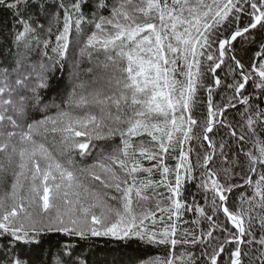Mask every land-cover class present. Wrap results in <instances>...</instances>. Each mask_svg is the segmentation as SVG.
I'll return each instance as SVG.
<instances>
[{"label":"snow or ice","instance_id":"obj_1","mask_svg":"<svg viewBox=\"0 0 264 264\" xmlns=\"http://www.w3.org/2000/svg\"><path fill=\"white\" fill-rule=\"evenodd\" d=\"M0 12L7 14L0 18V35L9 46L8 57L0 52V173L11 176V190L0 196L4 264H37L31 253L42 248L43 237L49 234L59 237L58 264H90L83 249L93 239L175 249L178 243H202L205 236L212 240L216 230L228 231L226 225L212 224L200 237L192 233L190 241L188 232L183 240L176 238L173 217L178 220L181 209L193 207L178 197L182 184L196 179L189 161L193 149L185 144L201 139L193 134L197 121L191 114L200 88L208 93L202 139L209 143L202 163L196 153L203 169L197 187L212 192L213 212L222 210L235 228L211 252L202 250L201 256L218 264L225 245L235 243L229 264H242L245 254L240 245L248 237L249 244H259L258 260L264 264V236L257 240L252 231L257 218L264 229V215L257 212L264 210V141L257 142L255 152L244 153L248 167L240 177L243 183L221 184L208 167L216 148L208 133L223 109L214 110L213 88L203 83L205 63L214 76L232 42L260 30L259 49L247 70L235 55L230 57L240 80L228 85L245 106L246 125L255 135V126L264 124V0H72L70 5L64 0H0ZM243 16L248 20L240 27ZM226 24L236 27L214 41L218 44L214 50L211 38ZM33 38L42 43L45 56L49 48L55 53L49 63H30L40 54L39 49L33 53L29 44ZM93 53L106 57L96 65L106 75L85 80L82 76L93 74L94 68L85 69L80 62L92 59ZM57 66L71 80L64 88L66 95L60 81H52ZM250 80L259 90L255 104L242 91ZM214 84H221L219 77L214 76ZM49 97H53L50 105ZM49 132L61 137L62 148L55 154L45 146ZM224 147L220 145L222 156ZM172 153H177L173 158L178 162L170 168L165 157ZM73 154L91 156L94 162L78 168ZM142 160L154 163L144 167ZM157 173L160 181L152 179ZM173 174L174 183L168 179ZM86 175L117 194L97 193L84 183ZM160 186L171 195L158 192ZM235 187L252 190L248 196L241 193L237 211L227 206L225 194ZM163 201L170 203L162 206ZM196 210L205 214L198 205ZM158 221L163 230L157 228ZM151 264L194 261L191 253L179 259L170 253Z\"/></svg>","mask_w":264,"mask_h":264},{"label":"trees","instance_id":"obj_2","mask_svg":"<svg viewBox=\"0 0 264 264\" xmlns=\"http://www.w3.org/2000/svg\"><path fill=\"white\" fill-rule=\"evenodd\" d=\"M68 5L72 3V0H64ZM7 14L0 12V18H6ZM247 16H243L240 20V27H243L247 23ZM236 25H225L224 28H221L211 40L212 48L215 50L218 48V44L214 43L217 38H224V36L229 35ZM12 31H16V27L13 26ZM75 31V29H73ZM5 34L7 30L5 29ZM246 38H237L236 41L232 42L231 49L228 50L224 58V63L219 69H216L214 74L215 77H219L221 84L217 87L214 84V76L212 73L207 72V63L204 64L203 70L207 73L203 83L206 85H211L213 88L212 98L213 103L216 106L214 110L223 109L222 115L216 117L212 132L208 133L210 139L216 145L215 154L213 161L210 162L209 166L211 170L217 173V179L221 184H224L226 187L228 184L240 185L243 183L241 180V175L247 170L248 160L244 153L248 151L255 152L260 146L257 142L264 141V124L258 123L255 126V135L249 131L246 125V114L245 106L242 105L239 100L240 97L236 96L234 90L229 88L228 85L234 84L237 80H240L238 72L233 71L235 64L230 58L232 55H235L236 59L239 60L242 64L247 66L252 64L254 61L255 52L259 49V43L261 39L260 30H252L250 34H245ZM255 38V43L250 41ZM43 37H40L39 40H42ZM52 47L55 46V38L52 37ZM29 44L33 49V53L39 49V57L37 60L30 61V63H40L47 64L50 62V58L55 57V53L52 52L51 48L47 50V56L44 55V49L42 43H39L36 38L30 39ZM12 49H15V44H12ZM227 47V46H226ZM0 52L3 53V57L9 56V46L6 44L5 37L0 35ZM231 52V53H230ZM3 57H0L2 59ZM106 57L101 55H96L93 53L92 59H87L81 61L83 68H94L93 74L83 75L82 78L85 80H90L93 76H105L106 70L103 67H96V65L105 61ZM87 64H90L89 66ZM52 81H60L61 91L64 92L66 85L71 83L70 77L67 72L57 66L53 76ZM67 91H71V88H68ZM243 95H251L252 103H256V97L259 95V90L254 89L252 80L246 85V89L242 90ZM66 95L67 93L64 92ZM45 96L49 94L44 93ZM207 97L208 93L205 88H200L196 94V103L193 105L192 116L193 119L197 121V125L194 127L193 134L195 136L201 137L199 140H192L185 144V148L189 147L193 149L189 153V161L193 165L194 172L196 176L195 180H189L182 184L181 195L178 199L187 205H192V210L181 209L180 218L177 220L173 217V221L176 224L178 240L184 239V233L188 232V240L190 241L194 233L197 237H200L202 233H207L212 224H218L221 226L227 227L228 231L222 232L216 230L213 232V239L209 240L206 236L204 237V242L192 244L178 243L175 249L170 245H152L144 246L137 244H125L122 241H116L109 238H98L93 239L88 244L84 245V254L88 257L90 264H151L152 261L168 257L170 253H173L178 259L183 253H191L194 264H209V261L201 256L202 250H207L211 252L212 249L216 248L220 241H222L226 236L229 235V232L235 231L234 226L230 221L226 220V217L223 215L222 210H217L215 213L211 207L212 192L203 189H198L197 185L200 183V175L203 171L197 165V156L196 153L200 154V162L203 161V156L207 150L208 141L203 140L202 136L204 133V121L207 116ZM53 97H49L48 103L51 104ZM59 103V100L56 101ZM231 105H234L231 106ZM264 108V105H261ZM113 115L117 114L115 106L111 108ZM49 115H54V112H49ZM222 121V122H221ZM235 132L236 135L233 136L232 133ZM244 136V141H240L239 137ZM145 139L150 140L149 137L145 134ZM61 137L57 133L49 132L44 140L45 146L49 148L50 151H53L54 154L58 152L61 148ZM224 144L223 156L221 155L220 145ZM241 147L243 152H240ZM239 153V154H238ZM238 154V155H237ZM177 153H172L169 156L165 157V163L173 168L174 165L178 162L173 157ZM227 157V160L224 159ZM72 159L75 165L78 168H87L94 162L93 157L83 158L73 154ZM144 167H151L154 162L147 160L141 161ZM227 169V172L225 171ZM84 183L93 188L94 191L101 195H111L117 194L114 189L105 190L101 185L100 181H96L91 176L86 175L84 178ZM152 179L154 181H160L161 176L159 173L155 174ZM169 181L174 183V174L169 176ZM11 176L10 174L5 176V174L0 173V196H3L5 191H10ZM158 192L162 193L164 196L171 195L168 189L164 186H160L156 189ZM251 189H246L243 187H235L231 192H226L225 194L228 197L227 206L233 210L237 211L241 206V193H244L246 196L251 194ZM137 198L133 195L134 207H136ZM219 203V201L217 200ZM109 203L115 204L114 201L109 200ZM170 201H163L162 206H167ZM203 208L205 214L201 215L197 210L196 206ZM154 206V202H153ZM247 207V205H244ZM138 211L139 208L137 207ZM259 215H264V210L257 209ZM157 217L160 216V213L157 212ZM167 216V214H165ZM207 216H212L213 220L209 221ZM195 222V223H194ZM245 226L247 227V221H245ZM164 225H161L159 221L157 222V228L163 230ZM252 231L255 234L257 240L264 236V229L260 227V221L257 218L253 221ZM59 237L56 234H49L48 236L43 237L42 248L31 253V258L37 261V264H58L59 255L57 248V241ZM248 237H245V242L240 245L242 249L241 260L242 264H259L258 257L260 256V246L259 244H249ZM236 247L235 243L225 245V251L218 257V264H229V254ZM3 248V244L0 243V249ZM187 258V257H186ZM0 264H4L3 257H0Z\"/></svg>","mask_w":264,"mask_h":264},{"label":"rangeland","instance_id":"obj_3","mask_svg":"<svg viewBox=\"0 0 264 264\" xmlns=\"http://www.w3.org/2000/svg\"><path fill=\"white\" fill-rule=\"evenodd\" d=\"M88 66L90 65V64H87ZM99 77H104L103 75L102 76H99Z\"/></svg>","mask_w":264,"mask_h":264},{"label":"water","instance_id":"obj_4","mask_svg":"<svg viewBox=\"0 0 264 264\" xmlns=\"http://www.w3.org/2000/svg\"><path fill=\"white\" fill-rule=\"evenodd\" d=\"M231 53V52H230ZM231 223V222H230Z\"/></svg>","mask_w":264,"mask_h":264}]
</instances>
